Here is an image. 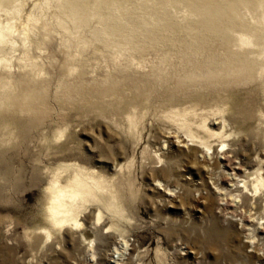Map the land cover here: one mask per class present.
Returning <instances> with one entry per match:
<instances>
[{"label": "rangeland", "instance_id": "374dc122", "mask_svg": "<svg viewBox=\"0 0 264 264\" xmlns=\"http://www.w3.org/2000/svg\"><path fill=\"white\" fill-rule=\"evenodd\" d=\"M7 23L0 264H264V0H0ZM78 171L103 187L54 227Z\"/></svg>", "mask_w": 264, "mask_h": 264}, {"label": "bare ground", "instance_id": "6f19581e", "mask_svg": "<svg viewBox=\"0 0 264 264\" xmlns=\"http://www.w3.org/2000/svg\"><path fill=\"white\" fill-rule=\"evenodd\" d=\"M196 7L199 8L198 5H196ZM11 25H12V23H11ZM11 25L9 23H7L3 26L0 25V42L3 41L5 38H7L8 34L12 31V26H14V25H12V26ZM240 40L243 41L244 43H250L249 41H247L246 38H244L242 36H241ZM183 125H182V127H183ZM187 125H189V124L187 123ZM189 126H187V128L184 130H185L186 136L190 138L189 141H192V142L189 143V141L185 137V138L180 140L181 142H184V143H182V146H185V144H188V145H193V146L198 148V147H200V144H201L207 148L212 147V145H213L212 141L211 142L208 140L205 141V139L203 138L202 135L200 136L198 132L192 131L190 129L192 127L189 128ZM184 128H185V126H184ZM205 129L207 130V132H209L211 134L209 136H217V135L221 136L220 131L217 132V131H212V130L207 129V128H205ZM193 130H194V128H193ZM179 138H181V137H179ZM195 138H198V140H195ZM88 172L86 174H82L79 171L75 172L72 174L71 177L68 176L69 178L66 179L64 184L60 183L58 178L53 175L57 179L52 178V181H50L49 186H47V188L45 189L46 190L45 191V195H46V207H45V209L47 212V218L49 219V222L51 223L52 226L59 228V227L81 226L82 225V223L78 220L79 218H77L78 214L80 213V212L79 213L76 212L78 210V205H79L78 203L80 200H84V199L86 200L88 195L95 196L96 195V192H95L96 189L103 187V184H102L103 181L102 180H104L101 177H99L98 175H97L98 178L96 179L94 176H92V172H91V174H88ZM60 175L61 174H59V176ZM248 176L249 175H247L246 179H242L240 181V182H242V184H239V182H235L233 184V186L235 185L233 190L238 191L240 189H248L249 188ZM262 179H263V177L259 174L255 178V180L252 182L255 191H257L259 189V187H260L259 182H262L261 181ZM233 190H231V191H233ZM249 225H251L250 230L252 231L253 235H254V233H256L258 231L259 228H261V226H256V224H254V223H251ZM47 234L49 235V231H47ZM259 239H264V237H260ZM246 242H247L246 245L249 246V244H248L249 242L248 241H246ZM254 247H256V246H254ZM254 255H257V253ZM106 257L107 256L105 254V259H106ZM256 257H258V256H256ZM261 257H263V256H261Z\"/></svg>", "mask_w": 264, "mask_h": 264}]
</instances>
